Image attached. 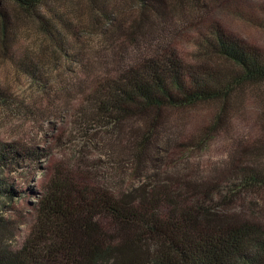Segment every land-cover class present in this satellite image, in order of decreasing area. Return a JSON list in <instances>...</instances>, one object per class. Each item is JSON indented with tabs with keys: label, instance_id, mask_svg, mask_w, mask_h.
I'll return each mask as SVG.
<instances>
[{
	"label": "trees",
	"instance_id": "16d2710c",
	"mask_svg": "<svg viewBox=\"0 0 264 264\" xmlns=\"http://www.w3.org/2000/svg\"><path fill=\"white\" fill-rule=\"evenodd\" d=\"M48 1L0 0L5 42L10 40V19L4 2L36 10ZM135 7L139 15L136 32L130 34L131 50L119 45L128 30L115 14L105 13L111 48L107 60L119 66L89 102L108 129V147L126 149L116 164L137 174L138 184L116 192L59 172L42 187L21 245L4 238L12 228L0 223V264H264V222L255 212L246 214L244 203H236L248 199L258 205L249 196L264 187V165L242 158L251 152L256 159L263 157L264 144L230 153L224 172L230 175L222 180L216 173L173 172L162 168L166 145L159 126L164 107L226 100L240 85L264 83V52L213 20L204 39L207 51L220 62L188 66L174 51L163 53L173 21L167 17L166 0H136ZM209 7L203 0L201 10ZM127 123L137 126L129 135L122 131ZM39 156L37 149L18 143L0 144V197L21 193L5 169L17 171L27 161L37 166Z\"/></svg>",
	"mask_w": 264,
	"mask_h": 264
},
{
	"label": "rangeland",
	"instance_id": "374dc122",
	"mask_svg": "<svg viewBox=\"0 0 264 264\" xmlns=\"http://www.w3.org/2000/svg\"><path fill=\"white\" fill-rule=\"evenodd\" d=\"M135 1L49 0L36 10L4 2L10 40L5 42L2 36L0 14V92L7 94L0 95V144L18 143L40 154L37 166L27 161L17 171L5 169L21 192L11 199L0 197V219L4 220L0 223L12 228L4 238L13 246L23 243L42 187L56 176L76 175L116 192L138 184L137 174L125 173L116 164L126 149L123 144L108 147V129L96 119L89 102L110 70L119 66L107 60L111 48L105 13L115 14L128 30L120 36L119 45L131 50L130 34L136 32L133 24L139 15ZM207 1L210 7L202 11L203 0H166L167 17L173 21L163 53L174 51L188 66L218 64L204 39L213 20L264 52V0ZM162 114L163 170L216 173L222 180L230 175L224 174L230 153L264 144V83L240 85L226 100L164 107ZM127 124L122 128L125 135L134 126ZM253 155L242 159L264 165V156ZM255 191L249 198L257 200V206L248 199L236 203H244L246 214L255 212L264 222V187Z\"/></svg>",
	"mask_w": 264,
	"mask_h": 264
}]
</instances>
